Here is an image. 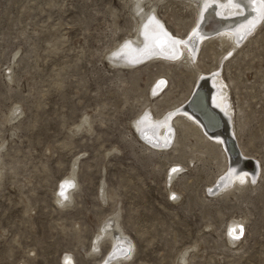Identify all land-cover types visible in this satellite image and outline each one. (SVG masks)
Segmentation results:
<instances>
[{"label": "rangeland", "instance_id": "374dc122", "mask_svg": "<svg viewBox=\"0 0 264 264\" xmlns=\"http://www.w3.org/2000/svg\"><path fill=\"white\" fill-rule=\"evenodd\" d=\"M191 9L163 0L157 12L187 38ZM136 22L132 0H0V264H63L65 254L74 264H98L112 247L104 237L93 253L96 234L118 212L133 241L125 264H182L184 251L187 264H264V17L221 63L227 44L209 42L191 65L119 67L109 57ZM216 69L233 110V128L217 131L243 162L252 159L255 176L218 192L241 160H226L186 119L174 121L160 149L132 124L146 109L178 115L197 88V70L209 73L206 80ZM160 79L159 93L167 91L155 97ZM85 117L89 130L77 126ZM76 158L78 183L62 206L55 196ZM175 165L182 168L170 186ZM235 218L243 227L232 245Z\"/></svg>", "mask_w": 264, "mask_h": 264}, {"label": "bare ground", "instance_id": "6f19581e", "mask_svg": "<svg viewBox=\"0 0 264 264\" xmlns=\"http://www.w3.org/2000/svg\"><path fill=\"white\" fill-rule=\"evenodd\" d=\"M162 1L163 0H132L133 10L137 14L135 31L116 49L115 52L117 54L115 53L109 57L113 64L127 69H131L140 63L152 60L161 63H173L174 65L180 62L186 65L190 63L191 65L198 59L197 52L199 47L209 42H216L219 45L227 44L225 45L226 51H222L216 58L217 62L221 63L231 54H238V52L241 51L242 47H240V44L242 40L257 28L261 18L264 17V1L262 0H253V2L251 0H181L186 6H192L194 10L192 26L189 29L191 33H189L187 38H184L182 35H175L172 33L158 15V4ZM212 14H215L218 20H215V17H213L211 22H207ZM241 35L242 37L240 38ZM184 59H186V61H183ZM205 71L197 70L196 80L198 85L194 93L203 85L206 86L208 89L206 101L212 107V110L216 112L215 114L203 108L199 95H197L190 105L188 103H185V107L183 105L184 108L180 109L178 115L174 116L173 113H163L154 116L149 109H146L145 113L140 117L133 119L132 124L142 136L145 135L146 140L150 141L151 139L152 141L153 139L154 141L152 144H155V148L160 149L166 148L169 145L167 136H171L169 129L171 125L175 123L174 121L186 119L203 137H208L220 146V152H222V156L225 157L226 160H229L231 163L232 161L240 162L241 157L235 153L232 146L229 148V141L225 140L226 134H223L222 131H217L219 129H215L218 126L216 121H218L219 118L227 131L230 127L233 128L230 121L233 113L231 111L233 110L230 108L229 104L227 83L221 77L219 69H216L214 72L212 71L213 73L209 75V78L206 80L204 78L207 77L209 73H204ZM164 85V81L161 79L158 80L155 87L151 90V94L155 97L157 94H163L164 91H167L166 88L161 93L159 92ZM194 111H198L201 115H196ZM11 112L15 115L11 117L14 119L17 116V113H15L16 107ZM85 123L88 125V128H86L89 130L91 127L87 117L77 126L82 127ZM251 160L245 158L244 162L242 161L243 167L237 170H233V168L230 167L227 173L228 177L225 180L219 181L214 191L218 192L221 189L226 190L232 186L240 188L245 185L248 179L253 182L255 176L251 175V167H248L246 163L249 162L248 164L250 166ZM77 161L78 158L71 164V171L67 177L61 181L60 189L55 196L57 202L62 206L71 201L72 190L78 183V171L76 173L78 168ZM181 168V165H175L172 170L169 171L167 175L168 185L171 186L172 182L179 176ZM169 191V193L174 195L172 189ZM119 218L120 215L118 212L115 214L114 221L109 225L101 227L96 234L94 248L91 249L93 253L101 251L100 243L104 237L108 238L110 247H112L110 256H107L104 261L98 262V264H125L133 255V241L129 240L130 237L128 238L127 234H125L120 227ZM242 227L243 218H235L230 222L228 227V242L230 244H237ZM119 246L124 249L123 253L115 252ZM186 254L187 251H184L182 257L180 256V260L183 262L182 264H187ZM63 264H74L73 257L70 254H65L63 256Z\"/></svg>", "mask_w": 264, "mask_h": 264}, {"label": "water", "instance_id": "95a60500", "mask_svg": "<svg viewBox=\"0 0 264 264\" xmlns=\"http://www.w3.org/2000/svg\"><path fill=\"white\" fill-rule=\"evenodd\" d=\"M212 16L210 17L209 21L212 20ZM208 22V20H207ZM221 23V22H220ZM219 25V24H218ZM215 29V28H214ZM199 95V98L203 104V108H205L206 110L210 111L212 114H215L216 112H214L212 110V107L207 103L206 99H207V93L203 90V89H198L194 94L193 96L191 97V99L188 101V104L190 105L193 101V99L195 98V96ZM196 113V115L200 116L201 114L198 112V111H194ZM216 123H218V126L215 128V129H220L222 127V121L221 119L219 118L218 121H216ZM214 129V128H213ZM229 148H231V146L233 147L235 153H237V149L236 147L234 146L233 142L229 141ZM248 167H252V162H251V165L249 166V162H246Z\"/></svg>", "mask_w": 264, "mask_h": 264}, {"label": "snow or ice", "instance_id": "6c2138e0", "mask_svg": "<svg viewBox=\"0 0 264 264\" xmlns=\"http://www.w3.org/2000/svg\"><path fill=\"white\" fill-rule=\"evenodd\" d=\"M238 238V237H237Z\"/></svg>", "mask_w": 264, "mask_h": 264}]
</instances>
